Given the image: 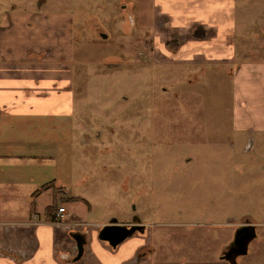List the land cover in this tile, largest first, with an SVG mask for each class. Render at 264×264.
Masks as SVG:
<instances>
[{
	"label": "rangeland",
	"instance_id": "obj_1",
	"mask_svg": "<svg viewBox=\"0 0 264 264\" xmlns=\"http://www.w3.org/2000/svg\"><path fill=\"white\" fill-rule=\"evenodd\" d=\"M150 4L0 0L11 18L23 17L28 43H42L44 32L63 47L52 32L72 27V65H64L73 77L71 117L40 123V174L67 187L58 201L81 196L98 220L130 223L137 215L160 258L217 255V236L228 244L237 227L254 225L250 261L261 264L264 131H233L232 65L161 56ZM244 8L259 16L252 44L264 50V0Z\"/></svg>",
	"mask_w": 264,
	"mask_h": 264
},
{
	"label": "crops",
	"instance_id": "obj_2",
	"mask_svg": "<svg viewBox=\"0 0 264 264\" xmlns=\"http://www.w3.org/2000/svg\"><path fill=\"white\" fill-rule=\"evenodd\" d=\"M251 1L151 0V36L166 61L232 65L233 131L254 124L252 131L259 132L264 131V50L252 44L262 29L252 24L259 16L244 8ZM3 9L0 5V264H256L250 261L259 239L254 225V238L231 258L218 236L217 255L160 258L144 226L112 247L98 237L110 221L86 210V199L71 195L67 205L58 201L67 187L40 174L45 165L36 156L44 142L40 123L71 117L73 77L64 65H72L66 50L72 27L59 25L52 32L54 38L63 36L65 47L49 35L46 42L44 32L42 43L37 37L28 43L26 36L33 35L22 31L28 30L23 17L11 18ZM53 204L64 211L47 210ZM75 236L83 249L78 259ZM259 257L264 264V248Z\"/></svg>",
	"mask_w": 264,
	"mask_h": 264
},
{
	"label": "water",
	"instance_id": "obj_3",
	"mask_svg": "<svg viewBox=\"0 0 264 264\" xmlns=\"http://www.w3.org/2000/svg\"><path fill=\"white\" fill-rule=\"evenodd\" d=\"M138 224V220H135L134 216L132 217V221L126 224L117 223V220H112L108 224L101 227L98 232V237L101 240L106 241L110 246L115 247L123 240L134 234V232L142 231L143 225ZM249 228L254 230L252 225H240L239 228L235 229L232 236V241L228 243L227 247L234 244L236 247V252L240 250L244 251L246 249L247 243L252 238H254L255 235L253 232L249 234V231H247ZM75 238L78 243L75 259H78L82 255L83 249L78 237L75 236ZM222 258L229 259L225 254H222Z\"/></svg>",
	"mask_w": 264,
	"mask_h": 264
},
{
	"label": "flooded vegetation",
	"instance_id": "obj_4",
	"mask_svg": "<svg viewBox=\"0 0 264 264\" xmlns=\"http://www.w3.org/2000/svg\"><path fill=\"white\" fill-rule=\"evenodd\" d=\"M103 36H105L104 33L101 34V37H103ZM134 218H135V220H138V223H139L138 225H142V224L140 223V220L138 219L137 215L134 216ZM245 225H248V224H244V226H245ZM249 225H250V224H249ZM237 228H239V227H237ZM237 228H236V229H237ZM247 231H249V234H251L252 231H253V229H252V228H249ZM136 232H138V231H136ZM224 252H225V253L231 258L232 255L236 253V247H235V245H234V244H233V245H230L228 248H226V249L224 250Z\"/></svg>",
	"mask_w": 264,
	"mask_h": 264
},
{
	"label": "built area",
	"instance_id": "obj_5",
	"mask_svg": "<svg viewBox=\"0 0 264 264\" xmlns=\"http://www.w3.org/2000/svg\"><path fill=\"white\" fill-rule=\"evenodd\" d=\"M62 211H64V207L63 206L57 208V212L58 213H61Z\"/></svg>",
	"mask_w": 264,
	"mask_h": 264
},
{
	"label": "trees",
	"instance_id": "obj_6",
	"mask_svg": "<svg viewBox=\"0 0 264 264\" xmlns=\"http://www.w3.org/2000/svg\"><path fill=\"white\" fill-rule=\"evenodd\" d=\"M54 207H56V205H55V204H53V205L49 206V207L47 208V210H49V209H52V208H54ZM56 208H57V207H56Z\"/></svg>",
	"mask_w": 264,
	"mask_h": 264
}]
</instances>
